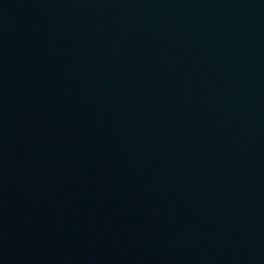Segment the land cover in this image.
Wrapping results in <instances>:
<instances>
[{
	"label": "water",
	"instance_id": "obj_1",
	"mask_svg": "<svg viewBox=\"0 0 264 264\" xmlns=\"http://www.w3.org/2000/svg\"><path fill=\"white\" fill-rule=\"evenodd\" d=\"M0 264H264V0H0Z\"/></svg>",
	"mask_w": 264,
	"mask_h": 264
}]
</instances>
